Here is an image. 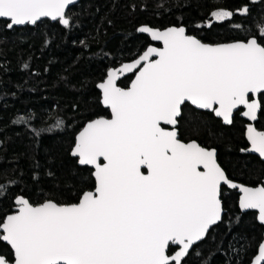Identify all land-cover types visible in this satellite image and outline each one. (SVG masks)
I'll use <instances>...</instances> for the list:
<instances>
[{"label":"snow or ice","instance_id":"snow-or-ice-1","mask_svg":"<svg viewBox=\"0 0 264 264\" xmlns=\"http://www.w3.org/2000/svg\"><path fill=\"white\" fill-rule=\"evenodd\" d=\"M75 2L0 0V21L8 30L36 26L43 18L70 27L76 18L68 9ZM236 14L213 13L218 21ZM239 14L246 17L250 9L245 6ZM138 31L163 46L148 47L134 62L108 69L98 87L111 118L89 121L72 149L79 165L94 169V191L84 192L76 204L46 200L34 205L18 196L16 210L0 218V240L13 249V258L0 256V264H189V257L209 264L199 244L224 222L225 186L240 188V208L258 210L264 222V183L248 187L233 182L217 162L215 148L195 140L185 143L178 135V121L188 102L227 124L238 106L246 107L243 116L257 119L264 105L252 97L264 96V43L250 34L232 43L205 44L187 34L184 26L164 30L144 26ZM260 32L264 38V27ZM22 67L28 70L29 62ZM127 73L135 78L127 88L120 87V76ZM38 118L29 110L27 117L18 114L12 122L24 124L38 142L44 131L32 127ZM64 126L57 117L48 130ZM247 139L251 147L241 151L264 159V131L249 124ZM39 167L40 162L33 160V168ZM2 179L0 194H6L18 178L14 172ZM239 239L243 249L229 242L237 254L251 246L246 238ZM255 259L264 264V242Z\"/></svg>","mask_w":264,"mask_h":264},{"label":"trees","instance_id":"trees-1","mask_svg":"<svg viewBox=\"0 0 264 264\" xmlns=\"http://www.w3.org/2000/svg\"><path fill=\"white\" fill-rule=\"evenodd\" d=\"M245 6L250 9L246 17L239 14ZM218 9L237 14L212 20L211 13ZM68 12L76 18L70 27L43 19L36 26L8 30L0 21V183L14 172L18 178L6 194H0V218L12 210L18 194L33 204L44 199L68 203L92 187L90 167L77 164L69 150L84 122L108 115L99 103L96 82L108 68L135 58L150 43L137 32L139 25H182L187 34L207 43L244 40L250 34L264 43L260 32L264 0H78ZM25 61L30 64L28 70L22 67ZM130 78L131 74L120 78L119 86L126 87ZM259 100L264 105V96ZM29 110L39 117L32 127L44 130L38 142L24 124L12 122L18 114L27 117ZM57 117L65 126L48 130ZM254 124L264 131V107ZM243 125L236 112L232 123L223 125L211 113L185 105L178 134L213 146L217 162L229 178L255 184L264 176V161L239 150L246 144ZM33 160L40 162L38 169L33 168ZM223 192L224 222L199 244L202 258L209 264H249L264 225L257 222L253 210L238 209L234 189L224 187ZM239 238H246L251 246L237 254L229 242L243 249L244 241ZM0 254L12 259L9 246L1 240ZM199 259L189 257V264H199Z\"/></svg>","mask_w":264,"mask_h":264},{"label":"water","instance_id":"water-1","mask_svg":"<svg viewBox=\"0 0 264 264\" xmlns=\"http://www.w3.org/2000/svg\"><path fill=\"white\" fill-rule=\"evenodd\" d=\"M77 2H78V0H76L75 3H77ZM69 7H70V6H69ZM43 19H47V20H49L50 22L55 21V20H52L51 18H43ZM57 21H58V20H57ZM58 22H59V21H58ZM28 26H32V25H28ZM144 26L150 27V26H148V25H146V24H141V25H139V26L136 28V30H137L138 33L144 34V35L148 38V40H149L150 43H149L147 46H145V47L142 49V51H141V52H140L135 58H133V59H131V60H129V61L122 62V63L116 65L115 67H110V68H108V69L119 68V67H121L122 64H124V63H131V62H134L136 59L139 58L140 55L143 54L144 51L147 50L148 47H162V46H163V44H162L161 41H154V40L151 38V35H150L149 33H142V32H140V31H138L139 28L144 27ZM173 26H174V25H169V26H166V27H163V28H156V27H151V28H153V29H159V30H164V29H166V28H168V27H173ZM178 26H182V25H178ZM17 27H22V26H17ZM189 35H191V34H189ZM192 36H193V35H192ZM197 39H198V38H197ZM235 41H238V40L227 41V42H218V43H207V42H203V43H205V44H210V45H215V44L232 43V42H235ZM108 69L106 70L105 75H104V77L102 78V80L96 82V84H95V88H96V90L98 91V94H99V103H100V105H101L103 108H105V109L107 110L108 115H107V116H98V117H94V118H91V119H89V120H87L86 122L83 123V125L81 126V128H79V129L75 132V134H74L73 143H72V145H71V147H70V150H69L71 156H73V155H72V149H73L74 144H75V142H76V138L78 137L79 133L83 130V128L86 126V124H87L89 121L94 120V119H97V118H100V117L109 118V119L111 118V109H110L108 106H106V105H104V104L102 103V90L98 87V85H99V84H100V83L106 78V73H107ZM129 74H132V73H127V74L121 75L120 78H122L123 76L129 75ZM134 78H135V77H134V75L132 74V75H131V78H130L128 84H127V86H126V87H123V88H127L128 86H130V84H131V82H132V80H133ZM257 96H258V94H253V97H252V98H257ZM188 104H189L190 106L194 107L195 109H197L195 106L191 105L190 102H188ZM238 107H240V108L242 109V110L240 111V113H239V116L242 117V118H244V119L247 121V124L245 125V129H244V137H245V139L247 140V142H248L249 145H248V147H246L245 149H250L251 145H250V141L247 139V128H248L249 124H251V125L253 126V122H254V121L251 120L249 117H245V116H243V112L246 111V107H245V106H238ZM237 109H238V108H237ZM237 109H235L234 111H236ZM198 110H200V109H198ZM203 111H210V110H203ZM234 111H233V112H234ZM212 114L215 116L214 113H212ZM215 117H216V116H215ZM216 118H219V119L221 120V123H222L223 125H228L226 122L223 121V119H222L221 117H216ZM256 130H257V131H261V130H258V129H256ZM190 141H192V140H190ZM190 141H188V142H190ZM185 143H187V142H185ZM246 152L253 153V154L257 155L259 158H261V157L259 156L258 153H255V152H252V151H246ZM73 157H74V156H73ZM75 159H76V162H77V164H78V158L75 157ZM261 159H262V158H261ZM262 160H264V159H262ZM89 167L91 168V175H92V177H93V186H92V188H90V189H85V190H83V191L79 194V196H78V198H77L76 201L68 202V203H58V202H56V201H54V200H52V199H44V200H42V201H40V202H38V203H34V205H35V204H41V203L45 202L46 200H52L53 202H56V203H58V204H76V203H79L81 197L83 196V193H84V192H88V191H94L95 186H96L95 177H94V175H93L94 169L92 168V166H89ZM144 171H145V174H147L146 169H144ZM232 181L235 182V183H238L239 185H242V186H248V187H258V186L261 185V184L258 183V184L255 185V186H250V185H246V184H243V183H240V182L234 181V180H232ZM262 183H264V179L262 180ZM226 187L231 188L230 186H226ZM236 191H237V193H238V195H237V207H238V209H239L240 211H245V210H242V209L240 208V198H241V196H242V192L240 191V188H236ZM18 196H21V195L18 194V195H16V196L14 197V200H13V201H14V205L12 206V210L9 211V212H7V213H5V215H4L3 217H5V216H7V215H9V214H12V213L16 210V207H17V206H16V204H15V201H16V198H17ZM25 198H26V197H25ZM250 210H253V211L255 212V219L257 220V222H259V223H261V224L264 225V222H261V221L259 220V218H258V217H259L258 210H256V209H250ZM1 241H2V240H1ZM2 242H4V241H2ZM262 242H264V228L262 229L261 238H260V240H259V242H258V244H257V246H256V250H255L254 254H253V255L251 256V258H250L249 264H257V261H256L255 258H256V256L258 255V247H259L260 243H262ZM4 243H6V244L9 246V248H10V250H11V253H12V258H13V249H11L10 245H9L7 242H4ZM174 251H175V249H173V252H174ZM0 256H3V255L0 254ZM3 257H4V256H3Z\"/></svg>","mask_w":264,"mask_h":264},{"label":"flooded vegetation","instance_id":"flooded-vegetation-1","mask_svg":"<svg viewBox=\"0 0 264 264\" xmlns=\"http://www.w3.org/2000/svg\"><path fill=\"white\" fill-rule=\"evenodd\" d=\"M132 75V74H131ZM257 98L259 99V95L257 96ZM186 105H188V106H190L188 103L186 104ZM191 108H193V109H195L194 107H192V106H190ZM195 110H198V109H195ZM242 109L240 108V107H238V109L236 110V111H234L233 113H238V115H239V113H240V111H241ZM198 111H203V110H198ZM204 112H209V113H211L212 114V112L211 111H204ZM258 114V113H257ZM212 116L213 117H215L213 114H212ZM216 118V117H215ZM242 118V117H241ZM217 119H219V118H217ZM243 120H244V125H243V137H244V129H245V125L247 124V121L244 119V118H242ZM220 120V119H219ZM256 121V120H255ZM254 121V122H255ZM220 122H221V120H220ZM254 122H253V127H255V124H254ZM222 124V123H221ZM169 128H171V126H168ZM256 128V127H255ZM256 129H258V130H261V131H263L262 129H260V128H256ZM179 135V134H178ZM179 138L183 141V142H188V141H190V140H195L197 143H199L202 147H205V148H214L213 146H205V145H202L200 142H198V140H196V139H194V138H191V137H187V138H182V137H180L179 136ZM244 140H245V142H246V144H245V146L244 147H242V148H240L239 150L241 151V149H245L246 147H248V142H247V140L245 139V137H244ZM241 152H244V153H250V152H246V151H241ZM250 154H253V153H250ZM253 155H255V154H253ZM257 156V155H256ZM258 157V156H257ZM259 158V157H258ZM259 159H261V158H259ZM262 160V159H261ZM262 161H264V160H262ZM89 167V166H88ZM90 170H91V168H90ZM142 170L144 171V169L142 168ZM92 176V175H91ZM92 179H93V177H92ZM231 179V178H230ZM264 179V176L260 179V181H258L257 183H255V184H246V183H243V182H241V181H238V180H235V179H231V180H234V181H237V182H240V183H243V184H246V185H250V186H255V185H257L258 183L259 184H261L262 183V180ZM93 186V185H92ZM226 187V186H225ZM92 188V187H91ZM228 188V187H227ZM235 191H236V189H234ZM236 193H237V191H236ZM237 195H238V193H237ZM236 203H237V199H236Z\"/></svg>","mask_w":264,"mask_h":264},{"label":"rangeland","instance_id":"rangeland-1","mask_svg":"<svg viewBox=\"0 0 264 264\" xmlns=\"http://www.w3.org/2000/svg\"><path fill=\"white\" fill-rule=\"evenodd\" d=\"M242 9H243V8H242ZM242 9H241V10H242ZM219 11H226V10H222V9L214 10V11L211 13V15H210L212 20L218 21V20L215 19L213 13H216V12H219Z\"/></svg>","mask_w":264,"mask_h":264}]
</instances>
